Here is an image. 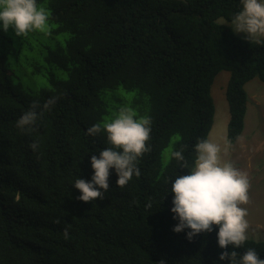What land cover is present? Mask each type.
Returning a JSON list of instances; mask_svg holds the SVG:
<instances>
[{"label": "trees", "instance_id": "16d2710c", "mask_svg": "<svg viewBox=\"0 0 264 264\" xmlns=\"http://www.w3.org/2000/svg\"><path fill=\"white\" fill-rule=\"evenodd\" d=\"M37 5H45L56 24L52 38L66 34L45 55L62 77L52 72L49 87L29 92L14 81L0 55V264H229L219 260L225 249L218 245V227L191 241L189 229L173 231L178 220L171 212V180L190 169L180 168L171 154L183 149L194 164V146L214 124L211 89L222 70L230 72L229 140L244 130L246 84L264 81V43H251L218 22L231 21L241 0H37ZM118 90L128 95L127 108L137 117L151 118L150 150L138 160L139 177L120 188L110 169L105 198L84 202L74 183L91 180V155L99 157L110 146L106 133L93 137L87 129L109 113L110 95ZM51 97L56 103L32 131L16 126L33 101L42 107ZM33 142L39 143L36 151ZM247 248L264 258V241L249 238L237 251Z\"/></svg>", "mask_w": 264, "mask_h": 264}, {"label": "clouds", "instance_id": "9594fccd", "mask_svg": "<svg viewBox=\"0 0 264 264\" xmlns=\"http://www.w3.org/2000/svg\"><path fill=\"white\" fill-rule=\"evenodd\" d=\"M241 4L242 9L232 17L231 28L235 33H244L245 39L251 43H264V0H241ZM48 21L47 10L38 7L37 0H0V26L4 31L12 27L17 36H26L33 31L48 34ZM56 100L57 97H51L42 107L39 101H33L30 109L17 120L16 126L22 131H32L35 122L44 111L51 109ZM102 132L106 133L110 146L101 150L99 157L91 155L94 169L91 180L79 178L74 183L81 192L77 199L84 202L105 198L110 188V169L115 170L118 176L116 185L120 188L125 187L133 175L139 177L138 160L150 150L147 142L151 138V118L147 115L137 117L131 108H121L111 121L96 123L87 129V134L93 137ZM209 135L195 144L193 165L185 160L183 149L171 154L180 162V168L190 169L189 174L176 175L171 180V212L173 219L178 220L173 231L179 233L189 229L186 237L191 241L198 234L211 233L214 227H218V245L225 249L219 255L220 261L264 264V258L254 248H247L242 254L237 251L252 237L248 235L250 224L247 219L251 188L249 176L236 166L234 156V163L225 159L228 149H222L220 144L209 140ZM228 141L232 143L229 137ZM30 148L36 151L39 143L33 142ZM69 227L63 231L65 238L69 237ZM229 248L231 251L227 250Z\"/></svg>", "mask_w": 264, "mask_h": 264}, {"label": "rangeland", "instance_id": "374dc122", "mask_svg": "<svg viewBox=\"0 0 264 264\" xmlns=\"http://www.w3.org/2000/svg\"><path fill=\"white\" fill-rule=\"evenodd\" d=\"M41 7V6H40ZM48 14L49 11L45 5H42ZM218 22L227 24L232 27L231 21L220 18ZM49 33L33 31L26 36H17L14 29L9 27L4 31L0 26V55L8 62L9 72L14 81L27 91L37 93L42 88L49 87V75L54 72L56 76L62 77V71L54 65L46 64L45 55L48 51L47 47L50 44L63 42L66 34H60L56 38H52V30L56 27L50 19ZM238 36L245 39L244 33H236ZM247 40V39H246ZM45 64V65H44ZM40 65V71L35 72L34 69ZM230 79V72L222 70L215 77L212 84V96L215 103V118L214 125L209 135V140L221 145L222 149L227 148L225 159L233 162V156L237 157L238 148L236 142L239 137L232 143L228 141V122L230 119L229 103L226 97V89ZM246 90L249 94L248 109L245 119V128L249 127L258 134L260 133L264 139V81L259 78H254L246 84ZM109 105L111 110L104 116L100 122L111 121L119 108H127L128 95L124 90H118L115 95H110ZM253 132V131H252ZM256 156L251 161V167L246 166L248 173L255 176L261 173L264 168V146H260L256 150ZM234 163V162H233ZM256 187H262L261 183H256ZM259 196V191L257 190ZM255 199V198H254ZM257 199V196H256ZM264 199V197L262 198ZM253 216L257 220L258 227L250 225L248 235L255 240L264 241V210H251Z\"/></svg>", "mask_w": 264, "mask_h": 264}, {"label": "crops", "instance_id": "0c3cea01", "mask_svg": "<svg viewBox=\"0 0 264 264\" xmlns=\"http://www.w3.org/2000/svg\"><path fill=\"white\" fill-rule=\"evenodd\" d=\"M236 145L238 148L237 157L234 156L236 166L248 174L251 182V188L249 191L250 203L247 205L249 215L247 219L249 220L250 225L258 226L257 220L253 216L251 210H264V199H262L264 197V168L260 174L253 177L248 173L246 166L251 167V161L256 156L255 152L257 148L264 146V139L260 133L258 134V130L256 132L250 130L249 127H246L236 142ZM256 183H261L262 187L255 188ZM257 190L259 191V196L257 195Z\"/></svg>", "mask_w": 264, "mask_h": 264}]
</instances>
